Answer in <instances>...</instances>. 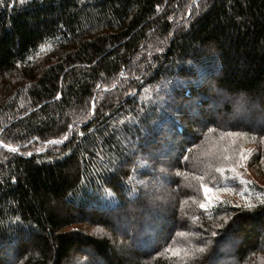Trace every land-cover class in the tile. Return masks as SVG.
Instances as JSON below:
<instances>
[{
	"label": "trees",
	"instance_id": "trees-1",
	"mask_svg": "<svg viewBox=\"0 0 264 264\" xmlns=\"http://www.w3.org/2000/svg\"><path fill=\"white\" fill-rule=\"evenodd\" d=\"M262 136L264 0H0V264H264Z\"/></svg>",
	"mask_w": 264,
	"mask_h": 264
},
{
	"label": "snow or ice",
	"instance_id": "snow-or-ice-1",
	"mask_svg": "<svg viewBox=\"0 0 264 264\" xmlns=\"http://www.w3.org/2000/svg\"><path fill=\"white\" fill-rule=\"evenodd\" d=\"M93 103H94V101H93ZM228 135H238V134H235V133H228ZM260 142H261V143H264V136H262V137L260 138ZM4 147H5V148H9V150L12 151V152H16V151H17L16 148H13V147H11L10 145H7V144H4ZM29 154H30V153H29ZM241 159H242V160H246L247 157L244 156V155H242V156H241ZM242 166H243V165H241V167H242ZM231 170H232L233 172H236V169H235V168H233V169H231ZM216 171H217V172H220V173H223V172H224V169H223V168H216ZM236 175L239 177L240 174L237 172ZM198 179L203 180L204 177L201 176V177H198ZM241 182H244V181L242 180ZM201 188L203 189V192H204V195H205V199H209V193L212 191V189H211L208 185L203 184V183L201 184ZM224 191H231V190H230V189H224ZM107 194H108L109 196H113V195H114V194L111 193L110 191L107 192ZM261 203H264V200H262ZM244 206L247 207V208H252V207H254V205L251 204V203H247V204H245ZM200 207H201V208H204L205 205H204V204H201ZM237 207H240V205H237ZM213 235H216V233H213ZM199 251H203V249H200Z\"/></svg>",
	"mask_w": 264,
	"mask_h": 264
},
{
	"label": "rangeland",
	"instance_id": "rangeland-1",
	"mask_svg": "<svg viewBox=\"0 0 264 264\" xmlns=\"http://www.w3.org/2000/svg\"><path fill=\"white\" fill-rule=\"evenodd\" d=\"M233 115H235V116H239V115H241V113L239 114V111L237 110H235L234 111V113H233ZM243 119H244V117H243ZM260 123H261V121H259ZM172 154V153H171ZM215 263H217V264H223V262H222V259H216L215 260ZM95 264V263H94Z\"/></svg>",
	"mask_w": 264,
	"mask_h": 264
}]
</instances>
